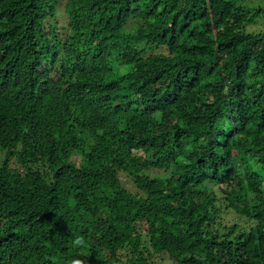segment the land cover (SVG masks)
<instances>
[{
    "label": "trees",
    "instance_id": "1",
    "mask_svg": "<svg viewBox=\"0 0 264 264\" xmlns=\"http://www.w3.org/2000/svg\"><path fill=\"white\" fill-rule=\"evenodd\" d=\"M260 13L0 0V264H264Z\"/></svg>",
    "mask_w": 264,
    "mask_h": 264
},
{
    "label": "rangeland",
    "instance_id": "2",
    "mask_svg": "<svg viewBox=\"0 0 264 264\" xmlns=\"http://www.w3.org/2000/svg\"><path fill=\"white\" fill-rule=\"evenodd\" d=\"M236 3L238 5H243L246 11H249L250 13H256L258 11H261L260 15L257 17V21L255 24L248 26L247 30L253 31V32H261L264 31V0H236ZM58 20L60 21L59 26L63 27L66 26V16L63 13V6L59 8V12L57 15ZM136 154L139 156L142 155V151H136ZM5 153L0 150V163L3 160ZM13 163H15V160H13ZM151 175H161L163 174L162 171L159 170H152L150 171ZM122 178L124 181H126L125 175H122ZM126 185L129 189L135 191L136 187L132 182L129 180L126 182ZM215 189L218 191V187H215ZM221 220L223 224H229L232 225L235 222H238L243 226L244 228L248 229L250 226L254 225L255 223L245 217H241L234 213L231 209H226L225 205L223 206L222 213H221ZM145 229V227H144ZM125 262H127V258L124 254L122 256ZM149 264H176L173 260L169 258L167 254H157L155 258H153V261Z\"/></svg>",
    "mask_w": 264,
    "mask_h": 264
}]
</instances>
